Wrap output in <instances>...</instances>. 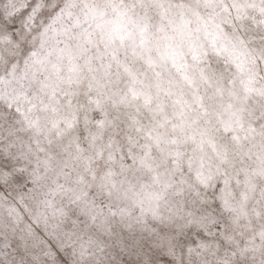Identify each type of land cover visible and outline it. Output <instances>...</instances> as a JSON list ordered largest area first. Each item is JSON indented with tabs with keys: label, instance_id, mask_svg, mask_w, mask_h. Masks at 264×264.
Instances as JSON below:
<instances>
[{
	"label": "clouds",
	"instance_id": "clouds-1",
	"mask_svg": "<svg viewBox=\"0 0 264 264\" xmlns=\"http://www.w3.org/2000/svg\"><path fill=\"white\" fill-rule=\"evenodd\" d=\"M0 264H264V0H0Z\"/></svg>",
	"mask_w": 264,
	"mask_h": 264
}]
</instances>
